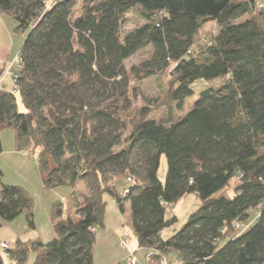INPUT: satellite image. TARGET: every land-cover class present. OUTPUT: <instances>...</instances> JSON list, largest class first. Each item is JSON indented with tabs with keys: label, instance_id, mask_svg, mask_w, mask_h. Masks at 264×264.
Here are the masks:
<instances>
[{
	"label": "trees",
	"instance_id": "obj_1",
	"mask_svg": "<svg viewBox=\"0 0 264 264\" xmlns=\"http://www.w3.org/2000/svg\"><path fill=\"white\" fill-rule=\"evenodd\" d=\"M134 10L144 25L123 36ZM0 12L28 30L12 90L0 85V134L14 131L18 151L38 150L43 186H71L73 207L63 217L54 204V239L16 241L5 251L9 264L30 253L33 264H94L108 197L129 211L131 236L157 264L170 255L178 264H264V10L255 0H0ZM208 24L216 29L200 45ZM147 47L151 58L131 70L140 81L170 71L169 107L180 109L196 81L225 82L178 120L155 121L141 108L127 124L119 115L132 103L124 63ZM1 181L0 172V217L24 213L34 228L31 197ZM189 194L201 206L163 237Z\"/></svg>",
	"mask_w": 264,
	"mask_h": 264
},
{
	"label": "rangeland",
	"instance_id": "obj_2",
	"mask_svg": "<svg viewBox=\"0 0 264 264\" xmlns=\"http://www.w3.org/2000/svg\"><path fill=\"white\" fill-rule=\"evenodd\" d=\"M143 25L144 21L140 17V13L136 10L129 11L123 22L122 35L124 36ZM215 29L214 24H208L196 38L198 44L204 42V38L208 39L211 37ZM27 33L28 30L22 31L17 29L15 19L0 12V64H2V62L6 64L1 79L4 77L5 81L3 80V83L8 90H12L13 87L10 85V83H12L10 78L7 77V71L9 69L13 71V69L18 67L17 57H19V51L25 41L24 39ZM151 54L152 47H147V49L136 53V55L124 63V70H126L127 81L129 82L125 92H128V97L131 99L132 103L125 111L120 110L119 115L127 124L132 118H135L137 111L141 108H147L150 114L149 118L155 121L168 119L173 121L178 120L189 113L200 93L209 88H219L225 82L224 78L216 79L215 81H196L191 86L194 93L193 96L184 100L180 109H177L175 104L169 107L167 104L169 83L171 81L169 77L170 71L140 81L135 78V72L131 70L150 59ZM15 97H17L19 111H24L21 106V97L18 95H15ZM0 142L2 143V150L0 152L1 182L5 186L21 187L26 191L29 198L31 197L32 220L34 222V228L30 227L24 213H20L19 216L8 221L0 217V243L8 245L10 249L14 247L16 241L28 242L31 240H39L42 243H48L55 237L54 230L52 229L53 205L56 203L62 205L64 209L63 217L68 210L71 211L73 209L70 196L72 187L63 185L47 190L43 186L42 175L37 163L39 151H32L31 149L18 151L14 142V131L4 129L0 134ZM166 168L167 161L163 156L161 157L158 171V180L162 184L165 182L167 173ZM119 178H111L110 182L117 181ZM116 189L118 192L122 190V182L119 181ZM86 194H88L87 185L84 184V182L78 183L75 194L76 199L82 200ZM224 196L232 199V189L230 188L225 191ZM105 200L107 208L104 217L106 220L112 217V213L117 215L119 211L110 197ZM201 203L199 198L194 194H189L179 200L172 209V214H175L177 217V223L173 228L167 230L163 237L170 236L174 230L177 231V229H180L187 221L188 216L199 209ZM257 214L256 211H252L250 213V221L253 220ZM124 216L126 219H129V211H127ZM99 230H101V228H99ZM236 233L238 234V232ZM110 238L109 236H106V239L99 238L98 243L95 244V264H104L107 259H110L112 254H118L115 243ZM122 247L123 246H121V248ZM0 255H2L4 263L9 264L7 255L1 248ZM34 258L35 254L30 253L25 264H33ZM167 262L168 260L166 263Z\"/></svg>",
	"mask_w": 264,
	"mask_h": 264
},
{
	"label": "crops",
	"instance_id": "obj_3",
	"mask_svg": "<svg viewBox=\"0 0 264 264\" xmlns=\"http://www.w3.org/2000/svg\"><path fill=\"white\" fill-rule=\"evenodd\" d=\"M255 2H256V4L264 5V0H255ZM5 67H6V64L2 62V64H0V74L2 73V71L4 73ZM7 77H9V76H7ZM3 80H4V77L2 79L0 78V85L1 86L5 85L3 83ZM10 80H11V78H10ZM11 82H12V80H11ZM10 85L12 86V83H10ZM121 182H122L123 188L125 189L127 187V183L124 180ZM128 208H129V205H127V209ZM173 215L176 216L175 214H173ZM111 216L112 217H109V219L105 220L104 227L101 230L97 231L96 243H98L99 238L100 239H106V236H109V238L111 237L110 239L112 241H114L116 250H118V254H116V255L112 254L110 259H107L104 264H128V262H127L128 258H134L136 260V264H157V262L155 263V262L147 259V257H146L147 251L145 249H140L138 247L136 238H134L131 235L129 237L127 245L125 247L121 248L120 241H121V239H122L121 237L123 235V227L122 226H123V224L128 223L129 219H126L125 216L119 212H117V215L112 213ZM170 229L171 228H169L167 230H170ZM164 233H163V235H164ZM95 246H94V250H93L94 251L93 262L95 261V252H96ZM167 260L170 264H178V259L174 255L168 256ZM94 264H95V262H94Z\"/></svg>",
	"mask_w": 264,
	"mask_h": 264
},
{
	"label": "built area",
	"instance_id": "obj_4",
	"mask_svg": "<svg viewBox=\"0 0 264 264\" xmlns=\"http://www.w3.org/2000/svg\"><path fill=\"white\" fill-rule=\"evenodd\" d=\"M259 8H261V10H264V5H259ZM17 63L18 65H20V59L19 57H17ZM7 76H9L13 82V78L15 77V75L12 73V71L9 69L7 71ZM130 182H132L130 180ZM171 209V207H169ZM123 235H122V241H121V246L125 247L127 245V242L129 240V237L131 235V228L129 227V225L127 223L123 224ZM235 228L239 229V225L235 224ZM0 248L1 250H3L4 252L8 249V246L4 243H0ZM152 255V253H149L147 255V258H149ZM128 264H136V260L134 258H128L127 259ZM160 264H167L166 260H162V262Z\"/></svg>",
	"mask_w": 264,
	"mask_h": 264
}]
</instances>
